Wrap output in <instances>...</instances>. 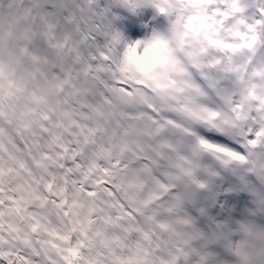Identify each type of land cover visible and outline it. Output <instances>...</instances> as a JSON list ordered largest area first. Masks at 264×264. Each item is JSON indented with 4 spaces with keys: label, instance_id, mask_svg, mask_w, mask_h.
<instances>
[{
    "label": "snow or ice",
    "instance_id": "snow-or-ice-1",
    "mask_svg": "<svg viewBox=\"0 0 264 264\" xmlns=\"http://www.w3.org/2000/svg\"><path fill=\"white\" fill-rule=\"evenodd\" d=\"M0 264H264V0H0Z\"/></svg>",
    "mask_w": 264,
    "mask_h": 264
}]
</instances>
